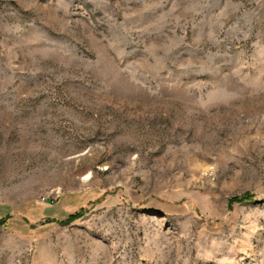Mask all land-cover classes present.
Masks as SVG:
<instances>
[{
	"label": "rangeland",
	"instance_id": "1",
	"mask_svg": "<svg viewBox=\"0 0 264 264\" xmlns=\"http://www.w3.org/2000/svg\"><path fill=\"white\" fill-rule=\"evenodd\" d=\"M0 264H264V0H0Z\"/></svg>",
	"mask_w": 264,
	"mask_h": 264
},
{
	"label": "trees",
	"instance_id": "2",
	"mask_svg": "<svg viewBox=\"0 0 264 264\" xmlns=\"http://www.w3.org/2000/svg\"><path fill=\"white\" fill-rule=\"evenodd\" d=\"M252 198L250 196L244 197L242 199H235L233 202L235 201H239V202H246V201H250ZM80 218V215H70L68 217V220L63 222V223H72L74 222L76 219Z\"/></svg>",
	"mask_w": 264,
	"mask_h": 264
}]
</instances>
